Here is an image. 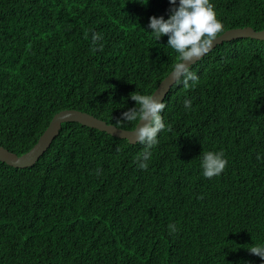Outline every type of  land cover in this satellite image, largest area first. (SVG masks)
<instances>
[{"label":"trees","instance_id":"1","mask_svg":"<svg viewBox=\"0 0 264 264\" xmlns=\"http://www.w3.org/2000/svg\"><path fill=\"white\" fill-rule=\"evenodd\" d=\"M142 2L0 0L2 146L27 153L67 109L133 129L116 121L130 94L154 93L178 58L147 28L169 0ZM211 2L222 33L264 29V0ZM191 70L195 86L163 101L171 129L147 169L136 167L143 145L72 121L33 166L0 161V264H264L248 250L264 243V40L225 41ZM208 150L227 158L211 178Z\"/></svg>","mask_w":264,"mask_h":264},{"label":"clouds","instance_id":"2","mask_svg":"<svg viewBox=\"0 0 264 264\" xmlns=\"http://www.w3.org/2000/svg\"><path fill=\"white\" fill-rule=\"evenodd\" d=\"M169 4L168 18L165 19L162 15L151 16L147 25L150 31H147L157 41L167 34L166 45L177 54L178 58L171 65L169 74L173 83L182 84L184 88L194 87L199 76L191 70L192 64L189 62L200 59L212 49L219 34L224 31V25L217 18L211 0H169ZM90 39L93 50L103 48V44L98 43L102 40L101 34L92 31ZM130 97L136 102L135 106L123 111L116 121L134 125L131 132L134 133L135 143L144 146L137 156L136 167L144 170L149 166L151 149L159 142L158 134L170 130L171 125L165 124L162 116L165 104L155 93L142 94L134 91ZM183 105L185 110H191L192 100L186 96ZM132 141L133 138L130 137V142ZM199 156L201 174L206 178L221 174L227 165V158L222 150L202 151ZM257 159H261L259 153ZM95 171L96 175H100V168ZM167 227L169 234L178 231L175 223H169ZM248 250L264 261V243L253 244Z\"/></svg>","mask_w":264,"mask_h":264},{"label":"water","instance_id":"3","mask_svg":"<svg viewBox=\"0 0 264 264\" xmlns=\"http://www.w3.org/2000/svg\"><path fill=\"white\" fill-rule=\"evenodd\" d=\"M244 38L264 40V29L260 31H256L251 27L237 28L232 30L228 29L224 33L219 35V38H217L214 42L212 49L218 44H221L225 41L230 42L233 40ZM196 61H190L189 63L193 65ZM169 74L162 80V82L159 84L158 88L154 92L155 96L163 101L175 85ZM71 121L80 123L90 128L97 129L102 132H106L118 138L127 139L129 142L130 137H132L133 143H130L135 144L134 133L131 132L132 129H123L114 124H109L106 121L87 112L75 109H67L55 114L47 129L38 139L37 143L27 153L18 156L17 154L10 152L7 148L0 144V161L15 168H28L33 166L39 161V159L49 149L55 138L59 135L62 129V125Z\"/></svg>","mask_w":264,"mask_h":264}]
</instances>
